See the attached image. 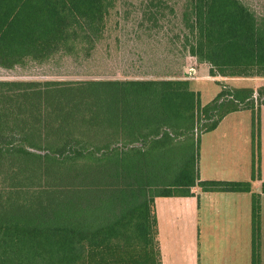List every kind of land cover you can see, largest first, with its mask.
Returning a JSON list of instances; mask_svg holds the SVG:
<instances>
[{
	"label": "trees",
	"instance_id": "trees-1",
	"mask_svg": "<svg viewBox=\"0 0 264 264\" xmlns=\"http://www.w3.org/2000/svg\"><path fill=\"white\" fill-rule=\"evenodd\" d=\"M124 6L0 0V68L72 67L80 78L0 81V264H162L157 199L190 198L197 187L251 192V182L200 180V138L232 113L259 112L264 87L222 90L203 105L188 81L103 77L111 42L123 41L111 27L125 20ZM182 8L176 37L211 77L264 78V17L240 0H184ZM175 15L167 0L141 4L129 32L135 46L148 56L165 49L154 37L166 36ZM260 214L253 194L252 264H261Z\"/></svg>",
	"mask_w": 264,
	"mask_h": 264
},
{
	"label": "rangeland",
	"instance_id": "rangeland-1",
	"mask_svg": "<svg viewBox=\"0 0 264 264\" xmlns=\"http://www.w3.org/2000/svg\"><path fill=\"white\" fill-rule=\"evenodd\" d=\"M147 0H123L125 3L121 11L122 21L121 26H116L115 21L112 24L113 40L115 35L119 34L123 37V41L119 46H115L111 42V61L112 67L110 69H100L99 73L105 77L108 74L115 72H127L126 75H117L118 79H139V80H181L188 81L192 84L191 89L195 90L201 95V102L203 104L211 102L214 96L218 95L219 91L230 92L235 89L250 88L257 92L264 87V78H222L211 77V66L206 63H200L196 58L189 56L182 46L176 35L178 34V20L182 13V5L184 0H167L170 5L175 8L177 19L166 24V36H155V47L161 43L167 42V47H158L156 52L150 56L139 50V46H135L136 42L132 39L129 32H132L136 26L138 13L141 11V4ZM251 10H253L258 17H264V0H240ZM129 18L127 21L126 19ZM116 19H119L117 17ZM118 21V20H117ZM118 32V33H117ZM164 39V40H163ZM112 40V41H113ZM159 42V43H158ZM157 45V46H156ZM154 47V46H153ZM154 47V48H155ZM165 53L167 56L163 55ZM164 58V64H159ZM104 57L107 58L105 55ZM70 68H60L53 65L46 67H35L34 64L29 63L26 67H18L12 70H4L0 68V81H48V80H74L76 78L75 72ZM75 72L65 74L68 72ZM109 71V72H108ZM105 73V74H104ZM176 73V77H164L166 74ZM205 78L206 80H203ZM259 102L255 103L258 106ZM264 118L262 112L246 110L241 115H233L228 117V121H252ZM241 128L245 129L244 123L240 124ZM227 126V125H226ZM260 130V127H259ZM260 135V131H259ZM184 203H193L189 200H168L166 202H159L163 218H170L164 229H167L163 235L164 243L169 255L170 264H198V243L197 235H191L183 230L184 224L189 226L187 219L189 218L186 212L188 208ZM195 203V202H194ZM162 204H164L162 206ZM182 222V224H181ZM264 238V235H262ZM233 237L228 238L226 235H211L209 239L207 255L209 249L214 264H251V255L249 248L245 245L247 240L250 246V235H246L245 231L241 230L238 234V239L233 241ZM264 241V240H263ZM207 243V241H206ZM237 244V245H236ZM210 256V253H209Z\"/></svg>",
	"mask_w": 264,
	"mask_h": 264
},
{
	"label": "crops",
	"instance_id": "crops-1",
	"mask_svg": "<svg viewBox=\"0 0 264 264\" xmlns=\"http://www.w3.org/2000/svg\"><path fill=\"white\" fill-rule=\"evenodd\" d=\"M203 80L206 79L203 78ZM220 92L221 91L217 92V94ZM217 96L215 95L211 101ZM242 112L244 111L228 115L220 122L216 130L201 136L198 173L200 180L204 182H251V192H205L197 187L193 190L195 195L190 198L157 199L155 201V211L158 221V239L161 249L162 264H170L173 262L171 260L169 261L170 257L167 254V248L163 242V235L167 230L164 229V225L167 224V220L170 218L166 219L162 217L161 213L163 212L160 209L159 202H166L173 199L189 200L193 202L192 204L184 203V206L188 208L187 214L184 215L189 217L187 219L189 226H186L185 223L183 230L185 234L190 232L191 235H197L199 240L198 264H214L210 249L207 255V245L209 244L208 241L211 235H226L228 238L233 237L232 239L235 241L238 239V234L241 230L245 231L246 235H250V246L247 240L245 245L249 248L252 264L253 194H260L261 264H264V238L262 237V235H264V193H262V186L264 184V118L259 121L260 177L256 179V181H253V160L255 151L253 119L247 122H245L244 119H242V121H228V117L241 115ZM260 112L264 115V106L260 107ZM242 123H244L245 129L241 128L240 124ZM163 205L164 204H162V206Z\"/></svg>",
	"mask_w": 264,
	"mask_h": 264
}]
</instances>
